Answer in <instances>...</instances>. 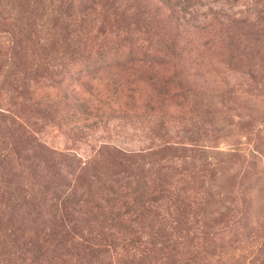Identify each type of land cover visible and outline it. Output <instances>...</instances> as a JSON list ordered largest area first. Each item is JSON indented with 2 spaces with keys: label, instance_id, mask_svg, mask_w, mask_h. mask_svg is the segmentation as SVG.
<instances>
[{
  "label": "rangeland",
  "instance_id": "rangeland-1",
  "mask_svg": "<svg viewBox=\"0 0 264 264\" xmlns=\"http://www.w3.org/2000/svg\"><path fill=\"white\" fill-rule=\"evenodd\" d=\"M0 264H264V0H0Z\"/></svg>",
  "mask_w": 264,
  "mask_h": 264
}]
</instances>
